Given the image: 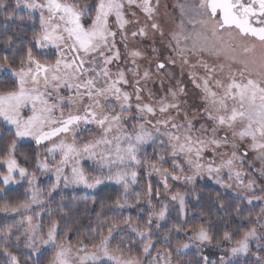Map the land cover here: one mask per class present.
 Listing matches in <instances>:
<instances>
[{
    "label": "snow or ice",
    "instance_id": "6c2138e0",
    "mask_svg": "<svg viewBox=\"0 0 264 264\" xmlns=\"http://www.w3.org/2000/svg\"><path fill=\"white\" fill-rule=\"evenodd\" d=\"M21 3L29 12L38 10L40 13V31L33 36L35 46L37 48H56L61 58L57 59L54 65L42 64L33 56L30 47L26 60L21 61L20 70L11 69L12 75L16 77L14 90L0 91V118L14 127L17 138L32 137L38 145L45 141L51 142V147H48L46 151L50 155L57 152L61 154L59 162L55 165L57 184L61 178H63L65 186L74 183L94 188L101 184L103 182L101 176H97L89 182L80 167L81 159L87 156L89 159H97L101 169H108L106 179L115 180L118 184L123 183L127 190L129 175L133 183L136 182L137 176L135 171L129 173L127 168L141 164L138 157L140 148L144 144L154 142V133L156 136L167 137L173 168L181 171L183 169L178 163L179 158L182 157L183 163L195 168L198 173L201 168L205 167L202 160L207 149L211 147L215 151L222 144L229 143L227 135L223 139L218 138V132L221 129L231 130L233 138L240 140L250 138L249 147L258 151L259 156L264 158V0H199L196 5L199 10L198 14L203 17L199 23L205 25L206 29L211 32V36L222 45V48L219 49L213 46V53L219 55L223 51L225 59L242 66L239 70L240 80L236 79L235 72L231 70L227 76V82L222 79H213L212 73L215 69L207 64H204L203 67L208 75L200 78L201 83H198L193 77V84L197 88H201L204 93L202 97L206 102L204 112L207 120L212 122L210 129L201 124L200 129L196 130L205 134L211 132L210 136L203 137L193 134L194 127L188 120L187 114H185L186 123H176L171 115H165L170 108L178 109L179 105L165 103L163 99L158 102L160 105L158 111L161 115L153 123L148 117H155L157 108L141 102L140 92L142 89L139 87H136L135 91L136 109L138 113L142 114L137 117L142 122L134 126V130L131 132L127 131L121 123L122 114L131 108L132 94L123 91L120 87L121 84L130 83L125 78V73L118 70L116 78L113 79V74L108 68L109 64L120 58L119 50L112 52V49L115 48L116 32L110 29L109 18L115 16L118 27L123 31L125 25L129 23L125 19V4L129 7L135 4L151 20L154 9L150 5V0H91L82 7L75 0H16V7H20ZM3 7L4 4L0 2V8ZM183 7L181 6L182 10ZM93 10L91 24L85 27L82 23L83 17L86 13L91 15ZM151 27L154 30L159 29V25L155 22ZM180 27L182 28L183 24ZM233 32L241 38L237 43L229 42L235 41ZM225 33H227V39ZM137 35H146L145 29L140 28L138 31L132 32L133 37ZM161 35H163L162 31ZM172 35L176 38L177 34L172 33ZM109 37L113 38L111 45H109ZM196 38L208 40V36L203 33H196ZM177 44H179V40H177ZM64 48H67L69 53H76V55L68 60L64 56ZM105 50L111 54H106ZM201 50L206 51L207 48L201 46ZM130 55L137 57L140 53L132 51ZM184 63H188V61L185 60ZM25 64L28 66L27 71L24 70ZM157 67L163 68L164 65L158 64ZM3 68L4 65H0V69ZM223 70L224 66L221 65L220 71L223 72ZM89 73L95 75L89 76ZM148 75L149 73L145 71L144 77L147 78ZM82 77L84 79H81ZM101 79H103L104 85L98 86ZM213 83L219 91L213 90ZM135 84L139 85V81H135ZM61 88H67L69 92L75 89L74 95L67 98L69 106L67 116L64 113L65 97L59 94ZM169 91L175 99L176 92H172L171 89ZM179 91L183 92V88H179ZM54 93L56 102L52 103L50 98H53ZM85 97L89 101L88 104H83ZM101 97L104 103L101 102ZM113 99L119 104L120 112L115 111V105L111 103ZM77 104L83 105L82 110L79 107L73 109V106ZM28 106H31V115L25 118L21 115V111ZM54 110H59L58 117L54 116ZM81 123L96 125L100 129L99 137L94 141L80 145H77L75 140L71 143L64 139H60L58 143L54 140V138L74 132ZM147 125H151L152 130H149ZM161 126L167 131H161ZM161 144H163V140H161ZM232 146L235 147V144ZM15 149L16 140L14 139L7 146V158L0 162L7 169L6 174L2 175L5 185L14 182L16 172H19L21 178L28 175L26 169L17 163L14 156ZM234 158H236L235 152H233L232 158L221 166H231ZM160 160L163 161L164 157L161 156ZM37 167L45 171L49 170L47 160H37ZM152 167L155 171H160L155 164ZM68 168L71 169V179L65 175ZM207 170L209 174L213 172L218 174L220 167L208 164ZM171 178L173 180L181 179L175 175ZM192 178L186 177L188 181H191ZM236 178L239 180L240 172L236 173ZM167 179L168 172L165 170L163 181L165 187H168ZM229 179H231V175ZM57 184H54L53 188ZM248 187H251V184ZM171 198L179 199L183 212V197L173 195ZM32 200L33 202L38 201L35 193H33ZM21 207L27 208L28 205H21ZM12 210L16 211L17 209ZM159 215L163 219L165 211L162 210ZM28 219L31 220L30 217ZM139 235H144V233H139ZM254 236V229L245 232L243 237L236 241L237 246L231 248V253L246 252L248 240ZM110 238L111 229H109V236L103 237L99 245L96 246L97 251L92 253L84 252V248L87 246L83 241H80V247L76 251L84 254L76 255L73 259L71 247H65L63 243L57 244V224L53 222L48 232V239L44 241V244H50L55 248V253L49 264H87L88 261L96 264L101 259H107L112 264H139V261L135 259L122 260L113 255L108 247ZM195 239L201 243L210 242L208 232L203 227L196 233ZM223 239L231 242L232 236L226 232ZM29 246L31 247V245ZM188 246L186 243L182 245L183 248ZM150 247L149 243L143 251L148 253ZM11 264H16L15 257H12ZM221 264H225L223 257H221Z\"/></svg>",
    "mask_w": 264,
    "mask_h": 264
},
{
    "label": "rangeland",
    "instance_id": "374dc122",
    "mask_svg": "<svg viewBox=\"0 0 264 264\" xmlns=\"http://www.w3.org/2000/svg\"><path fill=\"white\" fill-rule=\"evenodd\" d=\"M75 2L80 4L81 7L87 3L81 0H75ZM198 3L199 0H150V5L154 9L151 20L135 4L131 7L125 4V19L129 23L125 25L123 31L118 27L115 16L109 18L110 29L116 32L115 48L112 49V52L119 50L120 58L109 64L108 68L113 74V79L116 78L118 70H122L125 73V78L130 83L127 85L121 84L120 87L123 91L132 94L131 108L122 114L121 121L127 131H133L134 126L142 122L141 119L137 118L142 114L138 113L136 109L135 91L136 87H139L142 89L140 92L141 102L148 103L157 108L156 116L148 117L153 123L161 115L158 111L160 106L158 102L163 99L165 103H176L179 105L178 109L170 108L165 115H171L176 123H186L185 114H187L188 120L193 124L194 135L202 137L211 135L210 131L207 134L196 131L200 129L201 124L210 129L212 122L207 120L206 113L204 112L206 103L202 99L204 93L201 88H197L193 84V77L196 78L198 83H201L200 78L208 75L203 67L204 64H207L209 67L215 69L212 73L213 79H222L227 82V76L231 70L235 72L236 79L240 80L239 70L242 66L225 59L223 51L219 55L213 53V46L219 49L222 48V45L211 36V32L206 29L205 25L199 23L203 17L198 14L199 10L196 7ZM181 6H184L183 10ZM16 10L35 17L39 22L40 31V13L38 10L29 12L23 7V3H21L20 7H16ZM92 15H94V10L91 15L87 13L84 15L82 23L85 27L91 24ZM135 21H138V23H135ZM153 22L159 25L158 30L152 29L151 25ZM181 24H183L182 28L180 27ZM140 28L145 29L146 35L133 37L132 32L138 31ZM161 31L163 35H161ZM172 33L177 34L176 38L173 37ZM196 33L206 34L208 40H198ZM224 35L227 39V33ZM232 35L235 37V41L229 42L237 43L240 41L241 38L236 36L235 32ZM185 37H188V39H185ZM112 39V37L108 38L109 45H111ZM177 40H179V44H177ZM248 42L250 43L251 41ZM201 46L207 48V50H201ZM105 51L106 54H111L107 50ZM132 51H137L140 55L132 57L130 55ZM36 52L38 53L37 56L42 58L34 57L42 64L54 65L56 60L61 58L59 51L52 47H36ZM63 53L68 60H71L76 55V53H69L67 48L63 49ZM81 55L83 54L81 53ZM185 60L188 63H184ZM158 64H163L164 67L158 68ZM3 65L4 68L0 69V72L9 74L16 80L11 71L13 68L7 63ZM221 65L224 66L223 72L220 71ZM27 67V64H25V71H27ZM20 68L15 70L19 71ZM145 71L149 73L147 78L144 77ZM134 73L136 74L134 75ZM88 75L92 76L95 74L89 73ZM81 79H84V77ZM137 80L139 81V85L135 84ZM103 85L104 81L101 79L98 86ZM179 88H183V92H180ZM212 88L214 91H219L215 88L214 83L212 84ZM170 89L172 92H176L175 99L170 94ZM74 92L75 89L72 92H69L67 88L59 90V94L65 97V116H67L69 111L67 98L70 95H74ZM54 97L55 93L53 94V98H50V102H56ZM100 99L104 103L103 98L101 97ZM88 103L89 101L85 97L83 104ZM111 103L115 105V111L120 112L119 104L114 99ZM76 107L82 110L83 105H74L73 109ZM21 115L25 118L31 115V106L22 109ZM54 116H59V110H54ZM146 127L152 130L151 125H147ZM5 131L10 132L9 135H13V138L16 140V146L19 143H31L38 152L37 160H47L49 164V170L47 171L38 168L37 164L34 170L25 168L28 175L24 178H21L19 172H16L14 174V182H10L8 185L3 184L2 180V175L6 174L7 169L2 164L3 170L0 169L2 170L0 171V183L5 188L23 186L27 191L28 201L25 203L28 205L27 208L20 206L15 208L17 209L16 211L5 209L3 213L11 217L13 219L12 222H16L21 230L24 231L25 248L34 258L40 257L45 253H49L52 257L55 253V248L52 245L44 244V241L48 239V232L53 223L51 216L46 210L47 208H45L46 202L59 191L82 190L87 194H91L105 185L116 186L122 190L123 194L122 203L113 208L112 217L116 221L118 220V222L110 227L111 238L108 246L109 251L122 260L135 259L139 261V264H176L173 254L177 256L194 251L203 264H221V257L224 258L225 264H236L247 258L250 248L256 250L264 244V158L259 156L258 151H254L249 147L251 144L250 138L240 140L239 138L232 137L231 130H219L218 138L223 139L227 135L229 143L222 144L215 151L211 147L207 149L202 160L205 167L201 168L197 173L195 168L183 163L182 157L178 159V163L181 164L183 170L174 169L167 137L156 136L154 133V142L144 144L140 148L138 157L141 160V164L127 168L129 173L135 171L137 176L136 182L133 183L129 175L127 178L128 188L126 190L123 183L118 184L115 180L106 179L108 169H101L97 159H89L87 156L81 159L80 167L83 169L89 182L93 178L101 176L103 179L101 184L96 185L94 188H87L83 184L74 183H69L65 186L63 178L57 184L55 165L59 162L61 154L57 152L50 155L46 151L48 147H51V142L45 141L38 145L32 137L17 138L14 127L8 125L0 118V138ZM161 131H167V129L161 126ZM99 134L100 129L96 125L81 123L74 132H69L59 138H54V140L57 143L60 139H64L69 143L75 140L76 144L80 145L94 141L99 137ZM161 140H163V144H161ZM233 144H235V147L232 146ZM233 152L236 153V158L233 159L232 165L221 166L232 158ZM161 156L164 157L163 161L160 160ZM153 164L160 170L159 172L153 169ZM208 164H212L213 167H220V172L218 174L215 172L209 174L207 170ZM19 166L24 168L20 164ZM165 170L168 172V187H165L163 182ZM237 172H240L239 180L236 178ZM65 175L71 179L70 168L66 170ZM173 175L179 176L181 179L173 180L171 178ZM230 175L231 179H229ZM186 177L193 178L191 181H188ZM54 184H57L55 188H53ZM249 184H251V187H248ZM202 185L217 186L223 191L238 197L249 207H257L259 209V214L251 222L252 226L249 230L254 229L255 236L248 240L246 252L231 253V248L237 246L236 241L240 240L245 232L238 239H232L231 242L223 240L214 244L210 238V242L205 241L201 243L195 239V235L200 229L191 230L190 228L185 229L183 225L182 227L176 226L177 221L170 217V215L178 213L181 220H183V217L185 219L186 214L189 213V204L195 200V196L197 195V186ZM33 193L38 198L37 202H33L32 200ZM173 195L183 197V212L180 208L179 199L173 200L171 198ZM162 210L165 211L163 219L159 215ZM29 217L31 218L30 221ZM160 232H166L167 234L157 237ZM139 233H144V235H139ZM107 236H109V231L100 237L97 242L84 243L87 246L84 248V252H96V246L99 245L100 240ZM60 243H63L65 247L72 248L73 259H75L76 255L84 254L77 253L76 251L80 247V243L70 244L67 239L64 241L57 239V244ZM149 243L151 247L148 253H145L143 249ZM185 243L189 245L187 248L182 247ZM160 244L162 246H159ZM12 257H10V264ZM16 264H18L17 259ZM87 264H93V262L88 261ZM96 264H112V262L107 259H101Z\"/></svg>",
    "mask_w": 264,
    "mask_h": 264
},
{
    "label": "trees",
    "instance_id": "16d2710c",
    "mask_svg": "<svg viewBox=\"0 0 264 264\" xmlns=\"http://www.w3.org/2000/svg\"><path fill=\"white\" fill-rule=\"evenodd\" d=\"M0 2L4 4L0 8V65L7 63L11 68L18 69L21 61L26 60L30 47L33 56L38 54L33 36L39 32V22L28 13L18 12L15 0ZM15 81L11 75L0 72V91L14 90ZM9 134L10 132L5 131L0 138V162L7 158V146L14 140L13 135ZM15 150L18 163L28 170H34L38 159L34 146L31 143H19ZM122 195V190L113 185H105L91 194L82 190L55 193L46 202L45 208L51 221L57 224V239H67L70 244L80 241L97 242L118 222L112 214L113 208L122 203ZM27 201V191L23 186L5 188L0 183V264H10L11 256L17 259L18 264H49L52 258L49 253L37 258L28 253L25 248L26 240L23 239L24 231L16 222H12L11 217L3 213L5 209L18 208ZM188 208L189 213L183 220L176 212L170 215L177 221L175 225H183L185 229L191 230L203 227L214 244L222 242L226 232L233 240L238 239L242 233L250 230L251 222L259 214L257 207L251 208L238 197L213 185L197 186L195 200ZM165 234L167 233L160 232L157 237ZM173 257L176 264H203L194 251L177 256L173 254ZM236 264H264V244L256 250L250 248L247 258Z\"/></svg>",
    "mask_w": 264,
    "mask_h": 264
}]
</instances>
